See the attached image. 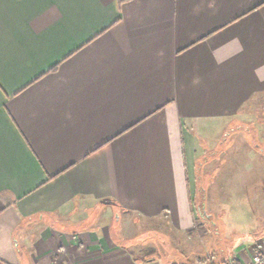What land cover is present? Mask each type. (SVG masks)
Here are the masks:
<instances>
[{"label": "crops", "instance_id": "crops-1", "mask_svg": "<svg viewBox=\"0 0 264 264\" xmlns=\"http://www.w3.org/2000/svg\"><path fill=\"white\" fill-rule=\"evenodd\" d=\"M253 104L264 0H0V264L233 260L206 209L243 175L264 186V157L231 129ZM199 218L213 253L160 228L195 237Z\"/></svg>", "mask_w": 264, "mask_h": 264}, {"label": "rangeland", "instance_id": "rangeland-1", "mask_svg": "<svg viewBox=\"0 0 264 264\" xmlns=\"http://www.w3.org/2000/svg\"><path fill=\"white\" fill-rule=\"evenodd\" d=\"M239 119H243V122L245 124H238L231 129H237L242 127L241 133L237 135V141H244L247 143H251L254 147H242V148H253V150L256 148L257 155L258 157L261 155L264 157V105L260 104H253L246 109H244L243 115L240 116ZM231 131L228 129L223 135L220 136V142H223L225 137L228 135V132ZM260 147H257V146ZM256 146V147H255ZM205 149H210L212 147H203ZM217 153V152H216ZM216 153H211L210 156H214ZM239 158H241V150L239 152ZM243 154V153H242ZM219 155V154H218ZM226 157V156H225ZM238 158V159H239ZM242 159V158H241ZM243 160V159H242ZM201 168H200V177H199V183L202 185L207 184L208 182H212L214 180V174L211 173L215 168L214 167H208L204 168V161L200 163ZM210 173L208 175L205 174V172ZM240 171H245L244 168L238 169V172ZM239 176V174H238ZM250 175H243V182L241 179L237 178V180L231 181V183H227L231 189L234 190V193L226 195H222L227 197L228 199H220L219 201H210L209 205L207 204V214L211 216L210 214L214 215V219H217L220 227H221V233L224 236L221 238L226 244V250L229 254H232L235 250L236 252L241 251V246H246L247 249H250V244L255 243L257 240L256 238H264V200L260 199H252V196H255L253 191L259 190L261 188L264 190L263 187H259L261 185H256L252 184V179H247ZM219 179V177H218ZM250 180V181H249ZM245 181H249L246 183ZM216 183H218V180H216ZM264 184V180H263ZM236 190V192H235ZM201 203L202 201L200 200L199 196L195 198L194 200V208L196 210V215L198 212V209H201ZM226 205L227 208L230 207V211L232 214L231 220L226 218V223L231 229L228 232L227 230H224V224L223 221H220L218 218H221L220 216L222 212H224V206ZM199 216V215H197ZM197 219V218H196ZM198 227L196 229V233L198 236H190L188 237L186 234H177L175 231L171 232L169 229H167V225H160L162 228L161 230L163 231V234H166L169 236V239L172 240L173 243L177 244L180 241L183 243L188 241L187 239L191 238V241H194L192 243L200 242L201 240L203 241L204 245L208 248H206L208 251L212 252V249L214 248V244H217L219 241H221L219 238L217 239L214 232L213 228L208 226V222L205 220L199 218L198 221ZM111 224V223H110ZM227 227V226H226ZM157 229V228H156ZM236 232V233H234ZM204 233V237L201 236V234ZM231 234V236H230ZM161 237L162 239L165 240V237ZM234 235V236H232ZM245 235L247 236L248 240L246 242L241 241V236ZM249 235V236H248ZM158 238L156 241L158 244L162 245L161 242L162 240ZM228 238V239H227ZM230 239V241H229ZM190 241V242H191ZM220 243V242H219ZM236 245H235V244ZM243 243V244H242ZM210 252V253H211ZM213 253V252H212ZM228 254V255H229ZM222 256V255H221ZM220 260V259H219ZM220 263V261H218Z\"/></svg>", "mask_w": 264, "mask_h": 264}, {"label": "built area", "instance_id": "built-area-1", "mask_svg": "<svg viewBox=\"0 0 264 264\" xmlns=\"http://www.w3.org/2000/svg\"><path fill=\"white\" fill-rule=\"evenodd\" d=\"M260 252H254L252 254H250L251 256V263L250 264H262L264 263V250H262V248L260 247ZM244 251H239L236 253L235 257L233 258V260L227 261V262H223V263H214L211 260H207L205 264H248L244 258H243V253Z\"/></svg>", "mask_w": 264, "mask_h": 264}]
</instances>
